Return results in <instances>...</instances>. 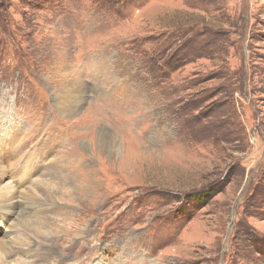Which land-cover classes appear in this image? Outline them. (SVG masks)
<instances>
[{"label": "rangeland", "instance_id": "rangeland-1", "mask_svg": "<svg viewBox=\"0 0 264 264\" xmlns=\"http://www.w3.org/2000/svg\"><path fill=\"white\" fill-rule=\"evenodd\" d=\"M0 167V264H264V0H0Z\"/></svg>", "mask_w": 264, "mask_h": 264}, {"label": "bare ground", "instance_id": "bare-ground-1", "mask_svg": "<svg viewBox=\"0 0 264 264\" xmlns=\"http://www.w3.org/2000/svg\"><path fill=\"white\" fill-rule=\"evenodd\" d=\"M2 170H1V167H0V171H2ZM13 191L14 190L12 189L11 186H6L4 188H0V211L1 212H6V214L3 216L5 220L9 219V215H11L13 210H15V208H16L15 204L12 202V200L14 199L13 198L14 197L13 196V194H14ZM28 201H29V199H28ZM7 210H8V213H7ZM44 225H45L44 222L36 223L35 227H37L38 229H41V228L44 227Z\"/></svg>", "mask_w": 264, "mask_h": 264}]
</instances>
